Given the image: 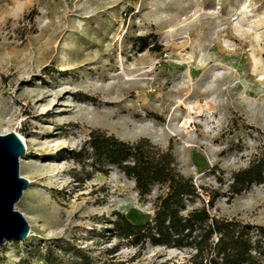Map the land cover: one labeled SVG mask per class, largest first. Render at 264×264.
I'll use <instances>...</instances> for the list:
<instances>
[{
	"label": "rangeland",
	"instance_id": "rangeland-1",
	"mask_svg": "<svg viewBox=\"0 0 264 264\" xmlns=\"http://www.w3.org/2000/svg\"><path fill=\"white\" fill-rule=\"evenodd\" d=\"M93 130L170 147L180 173L218 195L211 215L264 226V184L229 189L264 151V0H0V135L25 145L14 209L30 229L4 240L0 264H42L58 247L62 264L73 248L90 264L187 263V250L111 234L114 213L151 218L161 190L140 198L117 169L91 173Z\"/></svg>",
	"mask_w": 264,
	"mask_h": 264
},
{
	"label": "trees",
	"instance_id": "trees-1",
	"mask_svg": "<svg viewBox=\"0 0 264 264\" xmlns=\"http://www.w3.org/2000/svg\"><path fill=\"white\" fill-rule=\"evenodd\" d=\"M146 47L143 44L140 51ZM81 153L91 173L108 175L117 169L134 183L140 198L150 195L156 186L161 190L153 203V216L145 221L114 213L108 222L109 231L122 245L187 250L186 264H264V226L211 215L209 210L218 195L209 194L181 174L170 147L161 149L144 138L128 143L93 130ZM262 184L264 151L256 154L246 168L232 174L229 189L232 196H238ZM60 251L64 249L46 250L40 256L42 264H62L54 254ZM70 252L73 264H90V258L79 248ZM16 264L33 263L23 258Z\"/></svg>",
	"mask_w": 264,
	"mask_h": 264
},
{
	"label": "water",
	"instance_id": "water-1",
	"mask_svg": "<svg viewBox=\"0 0 264 264\" xmlns=\"http://www.w3.org/2000/svg\"><path fill=\"white\" fill-rule=\"evenodd\" d=\"M25 145L15 132L0 135V246L4 240H23L29 234L24 217L14 207L28 181L19 175Z\"/></svg>",
	"mask_w": 264,
	"mask_h": 264
},
{
	"label": "bare ground",
	"instance_id": "bare-ground-1",
	"mask_svg": "<svg viewBox=\"0 0 264 264\" xmlns=\"http://www.w3.org/2000/svg\"><path fill=\"white\" fill-rule=\"evenodd\" d=\"M25 153H26V150H25ZM23 157H24V156H23ZM23 157H20V158H19V162H20V163H22V159H23ZM25 189H26V188H25ZM25 189H24V190H25ZM24 190H23V191H24ZM23 191H22V193H23ZM21 197H22V196H21ZM19 200H20V199H19ZM19 200H18V201H19ZM18 201H17V202H18ZM17 202H16V203H17ZM15 205H16V204H15ZM17 212H18V211H17ZM21 215H22V214H21Z\"/></svg>",
	"mask_w": 264,
	"mask_h": 264
}]
</instances>
